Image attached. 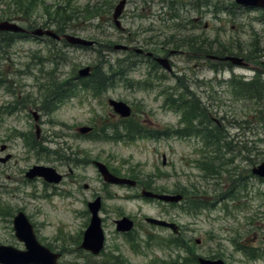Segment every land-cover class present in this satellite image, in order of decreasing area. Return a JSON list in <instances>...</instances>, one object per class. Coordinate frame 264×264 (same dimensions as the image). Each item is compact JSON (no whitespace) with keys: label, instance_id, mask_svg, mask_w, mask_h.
Returning <instances> with one entry per match:
<instances>
[{"label":"rangeland","instance_id":"374dc122","mask_svg":"<svg viewBox=\"0 0 264 264\" xmlns=\"http://www.w3.org/2000/svg\"><path fill=\"white\" fill-rule=\"evenodd\" d=\"M27 1L0 0V20L15 12V16L21 15L8 21L24 28L54 30L53 25L43 23L49 19L45 8L51 10L56 3L68 1L78 11L66 23L71 28L66 33L98 43L83 48L21 35L8 46L0 44V148L7 146L0 156L11 154L9 161L0 163V243L23 248L12 227L13 215L22 210L39 242L63 252L62 262L152 264L159 260L157 264H180L179 257L185 256V264H197L188 260L194 255H210L226 264H264V181L250 173L252 165L264 161V101L238 96L230 85L233 76H239L233 78L235 81L248 80L264 70V20L259 19H264V10L232 5L233 0H207L202 7L196 4L203 0H174L182 8L181 18L195 17L193 24L200 25L192 28L186 19H176L184 28L174 37L200 35L209 39L213 48L220 43L235 45L238 50L234 48L225 55L242 56L247 65L234 66L178 48L169 55L172 70L167 72L112 48L115 43H123L112 21L117 0H30L32 4L39 3L35 6ZM166 4V0H128L121 23L130 32L133 47L145 43L146 49L154 48L174 34L173 22L164 21L169 14ZM87 6L94 7L86 13L92 17L84 18L82 11ZM168 48H173L172 44ZM154 52L158 53V49ZM107 62L113 70L122 69L124 75H112L110 85L99 93L79 90L72 98L54 102L41 89V84L51 77L79 82V68H105ZM144 83L149 86L141 87ZM175 86H182L178 91L186 89L194 94L220 122L232 150L226 149L225 156L230 160L222 165L219 175L211 176L199 164L204 155L199 138L172 133L182 126L179 114L165 103L168 91L176 90ZM110 98L131 106L129 119L147 128L146 135L160 133L132 140L95 139L93 136L103 125L104 133L112 135L107 126L118 122L107 103ZM33 110L39 114L38 132ZM80 126L92 127L91 134L78 132ZM31 139L35 144L29 145ZM57 153L65 157L59 159ZM94 159L122 176L135 174L154 190L190 188L188 193L199 192L205 206L190 212L185 210L188 199L180 203L149 201L140 196L137 187L106 184L91 162ZM33 165L53 166L64 177L54 186L42 177L26 180L24 172ZM231 172L240 182L231 192L237 193L234 199L221 196L228 194L235 183ZM94 195L101 197L99 215L105 234L104 248L97 255L78 248L89 219L86 203ZM121 215L138 223L132 233L136 251L114 229L113 219ZM144 216L177 223L178 236L189 248L166 245L175 234L168 228L147 224ZM244 249L249 250L248 255Z\"/></svg>","mask_w":264,"mask_h":264},{"label":"trees","instance_id":"16d2710c","mask_svg":"<svg viewBox=\"0 0 264 264\" xmlns=\"http://www.w3.org/2000/svg\"><path fill=\"white\" fill-rule=\"evenodd\" d=\"M166 9L169 13L166 18H164V21H172L174 24V31L169 34L168 37L165 38L164 42L156 43L157 46L154 45V48H145V43L140 45L141 48L143 47L145 51H153L161 48L163 51H170V50H176L178 48H184L190 52H198L196 54L198 55H216V56H223L226 54H229L232 52V50L235 48V45H227L224 43H220L215 48H213L211 42H209V39H206L204 37H201L200 35L193 36L191 35L190 38L184 37V38H176L174 37L176 34H179V32L182 31L184 27L181 26V24L176 23V19L184 20L186 19L188 23L192 24V28H198L200 25H194L193 22H196L197 18L195 17H183L181 18V13L179 11L182 9L178 5H176L174 0H166ZM27 3H30V0L27 1ZM32 2L30 3V5ZM39 3H34L31 6L38 5ZM207 0H203L200 2H197L196 7H202L203 5H207ZM232 5H235L234 2H232ZM53 7V8H52ZM94 7L87 6L83 11L84 18L85 17H92V14L86 15V13L91 12ZM194 8V7H193ZM222 9V8H221ZM77 8H73L68 4V1H64L63 3H56L54 6H51V10L48 8H45V13L48 15V20L44 21V24H50L54 26V30L57 33H65L68 29H71L70 26L66 25V23H69L70 20L75 17L77 14ZM15 12L12 13V15L7 16L5 20L14 19L15 17H19L21 14H18L15 16ZM199 23V22H197ZM205 27V25H204ZM27 29H33L30 26H27ZM27 36L26 34H20V33H11V32H1L0 31V44L4 42L5 44L10 45L14 42L17 36ZM65 41L61 40L60 43H64ZM169 43L172 44L173 48H168ZM213 43V42H212ZM66 44V42L64 43ZM150 45V44H149ZM65 46V45H64ZM148 46V45H147ZM236 51L238 48H235ZM257 51V48H254V52ZM0 52H1V45H0ZM156 53V52H154ZM264 53L262 54V56ZM134 56V55H133ZM204 56V57H206ZM138 59H141L139 56H134ZM207 58V57H206ZM108 65V66H107ZM152 66V65H151ZM155 66V65H154ZM152 66V68H154ZM102 68L100 66H92L91 74L88 77H84L79 79L80 81H74L73 78H67L64 77L62 79L51 77L48 78L44 83L41 84V89L44 90V94L46 95V98L51 97V100L54 102H60L66 99L67 97H71L75 95L76 91L82 90H91L92 93H99L107 88V86L110 85L111 80L113 76L121 77L122 74L124 75V71L122 69L115 68L114 70L111 68L112 65H109L107 62L105 65H103ZM98 68V69H97ZM157 68V67H156ZM110 72V73H109ZM113 75V76H112ZM239 76H233L230 80V85L234 86V90L238 96L244 95L252 99H258L259 101H264V73H257L254 74L252 77H250L248 80L238 79L233 80V78H237ZM1 81V79H0ZM149 86L148 84L144 83L143 86L145 87ZM173 88V87H172ZM170 88V89H172ZM182 86H175L176 90H170L168 91L167 95L169 96V99L167 102L168 105L175 110L179 114V124L182 125L179 128H175L172 130V133H175L176 136H189L193 135L196 138H199L201 142L204 144L202 151V159L199 161V164L201 165L202 169L207 171L208 174L213 175H219L221 173V167L224 163L228 161L229 158H226V149L229 147L232 150V147L227 145V141L225 139L223 129L220 126L219 120H216L213 118L208 108L205 104L201 103L199 98H195L194 94L188 93L186 89L178 91V89H181ZM55 106V104L52 105V108ZM108 128H111L112 135H107L104 133L106 129V125H103L99 129V134L95 137L98 139H106V138H117V139H126V140H132L137 137H141L142 135L147 134V128H144L137 123H134L129 118H119L118 122L113 123L112 127L107 126ZM101 132V133H100ZM160 132H157V135ZM110 136V137H109ZM29 145L35 144L33 140H30ZM205 149V150H204ZM69 156V153H68ZM231 158V157H230ZM230 160V159H229ZM198 164V165H199ZM233 169V168H232ZM225 172H229L231 170H224ZM116 174H121L119 171L115 172ZM232 175V181L235 182L232 185V188L230 191H228V194H224L225 196H228V199H234L237 196V193L231 194L234 187H238L239 181L237 178H235V172H231ZM128 176L136 177L135 174H128ZM242 179V177H240ZM262 181H264L262 179ZM144 186L147 188H152V186L147 182L146 180L142 181ZM185 188V187H184ZM181 188L176 187L168 192H182L184 194V199H188L186 203L185 210L194 212L197 210L200 206H205V202L202 201L203 199L199 195V192H190L188 193V189L190 188ZM187 190V191H186ZM163 192H165L163 190ZM221 197V196H220ZM168 243H165L166 245H171L172 247H179V248H189V246L184 243V240L182 239V236H173L171 238H168ZM244 252L248 255L249 250L244 249ZM215 257V256H214ZM177 258V256H176ZM175 258V259H176ZM179 261L180 264H185L187 257L180 256ZM188 261L195 262L196 260L193 257V259H189ZM178 264V263H177Z\"/></svg>","mask_w":264,"mask_h":264},{"label":"water","instance_id":"95a60500","mask_svg":"<svg viewBox=\"0 0 264 264\" xmlns=\"http://www.w3.org/2000/svg\"><path fill=\"white\" fill-rule=\"evenodd\" d=\"M237 4L264 7V0H234ZM125 4V0H119L112 12V19L117 27H120V23L117 18L120 15ZM0 31H10V32H24L25 29L17 24L15 21L0 20ZM33 35L37 36H48L55 40L64 39L70 45L77 46H93L94 40L87 39L78 35H73L70 33L57 34L51 28L36 27L29 31ZM114 49H127L128 47L124 44L115 43L112 46ZM136 52L143 51L141 48H134ZM145 54L151 55V52H146ZM209 58L214 59L217 56L208 55ZM155 60L164 67L167 71H171V66L168 63L166 57H154ZM222 60H228L233 65H247L242 57L236 55H225L221 57ZM90 73V66L86 65L81 67L77 71L78 76H86ZM108 104L111 106L113 112L122 118H126L131 114V109L129 105L121 100L108 99ZM34 120L37 121L39 115L36 111H32ZM91 129L90 126H80L78 131L81 133L88 132ZM35 131L38 132V124H35ZM1 150L5 149V146H1ZM10 155L7 154L4 157H0V162L4 163L9 159ZM102 179L108 183L116 184H129L134 185L135 180L130 178H122L112 174L106 165L101 161H94ZM251 172L264 178V161L254 165L251 168ZM28 177H34L36 175L42 176L45 180L49 182H58L59 175L55 172V169L49 166L34 165L27 172ZM141 194L145 197L156 198L165 202H177L182 198L181 194L173 193H155L150 190L143 189ZM90 212V219L88 226L83 232L82 241L79 244V248L90 251L93 254H97L103 247V230L101 227V219L98 216V210L100 208V198L97 197L95 200L91 201L87 205ZM145 221L150 224L159 225L171 228L173 232L178 231V226L174 222H169L164 219L156 217H145ZM13 229L15 237L24 243V249H19L13 245L0 244V264H55L59 256L58 253L52 252L49 248L41 244L35 235L33 226L29 221L28 217L22 212L17 211L13 217ZM117 230L127 231L132 227V221L128 217H122L116 220ZM198 242V239L196 240ZM199 264H225L221 259H210L202 256L197 257Z\"/></svg>","mask_w":264,"mask_h":264},{"label":"flooded vegetation","instance_id":"af4514ba","mask_svg":"<svg viewBox=\"0 0 264 264\" xmlns=\"http://www.w3.org/2000/svg\"><path fill=\"white\" fill-rule=\"evenodd\" d=\"M127 2H128V0H125L124 9H125V7H126ZM249 8H250V7H249ZM124 9L121 11L120 15H119L118 18H117L118 22H119L120 25H121L120 28L118 29V31H119V34H120V36H121L120 39L123 41L122 44L128 46L129 48H128V49H119V50H120V51H123L124 53H126V54H128V55H130V56H133V55L135 56V55H136V56L141 57L143 62H147V64L149 63V64L152 65V66L155 65L154 68H156V67H157V68L160 67V64L155 60L154 57L161 56V55L159 54V52H160V53L165 52V51H163L161 48L159 49V52H158V53H154L153 51H150V52L153 53V54L151 53V55H147V54H145L146 52H149V50H147V51L144 50V51H141V52H136V51L133 49V44H134V42L131 40L130 32L127 31V30H125V27H123V26H122V23H121V19H122L123 17H125ZM258 9H259V10H260V9H263V10H264V8H258ZM259 19H260L261 21L264 20V19H263V16L260 17ZM125 31H126V33H125ZM135 44H136V43H135ZM142 49H143V48H142ZM174 51H175V50H174ZM174 51L170 50V52H168V53L162 55L163 57H166V58H167L169 64H170V62H171V60L169 59V55L172 54ZM221 57H222V56H217L216 61H223V62H228V63H229V61L221 60V59H220ZM170 65H171V64H170ZM257 73H264V70H263V72L258 71ZM257 73H256V74H257ZM90 133H91V132L89 131V132L85 133V135L90 134ZM4 146H6V145H4ZM7 154L10 155L9 159L7 160V161H9V160L11 159V154H10V153H7ZM63 154H64V153H63ZM57 156H58L59 159L65 157L64 155H61L60 153H57ZM7 161H6V162H7ZM6 162H4V163H6ZM4 163L1 162V164H4ZM51 167H52L53 169H55L53 166H51ZM28 169H29V168H28ZM28 169H27V170H28ZM27 170H25V172H24V177L26 178V180H32V179H34V178H41V177H39V176L28 177V176L26 175ZM109 170H110L111 172L113 171V170H111V168H110ZM55 172L59 175V178H60L58 182H48V181H45L43 178H42V180H43L44 182H46V183L52 185V186H54V185L60 183V182L62 181L63 177H64V174L60 173V172L57 171L56 169H55ZM112 173H114V172H112ZM114 174H115V173H114ZM104 183H105V182H104ZM106 184H109V183H106ZM84 187H86V186H84ZM134 187H137V188H139V190H140V189L144 188L145 186L142 185V184H140L139 181H136V185H135ZM145 188H146V187H145ZM96 196H97V195H94V196H93V199H95ZM99 197H100V196H99ZM100 198H101V197H100ZM93 199H92V200H93ZM101 204H102V202H101ZM121 216H122V215H121ZM119 217H120V216H119ZM131 219H132L133 222H134V226H135L136 224H138V223H136V220H135L134 218H131ZM132 233H133V231L131 230V231H129V232H126V233L124 232V233H120V234H122L121 236H123L124 240H127L128 235H130V234H132ZM104 244H105V241H104ZM103 248H104V245H103ZM103 248L101 249V251L103 250ZM58 251L61 252V259H62V257H63V252H62L61 250H58ZM101 251H100V252H101ZM100 252H99L98 254H100Z\"/></svg>","mask_w":264,"mask_h":264},{"label":"bare ground","instance_id":"6f19581e","mask_svg":"<svg viewBox=\"0 0 264 264\" xmlns=\"http://www.w3.org/2000/svg\"><path fill=\"white\" fill-rule=\"evenodd\" d=\"M231 189V188H230ZM230 189L228 190V191H230ZM227 191V192H228ZM143 219H144V217H143ZM127 244L128 245H135L136 244V241H135V238H134V235L133 234H130V235H128V237H127ZM118 261V260H117Z\"/></svg>","mask_w":264,"mask_h":264}]
</instances>
